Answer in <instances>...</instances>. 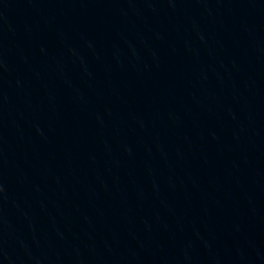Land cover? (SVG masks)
<instances>
[{"label":"water","instance_id":"obj_1","mask_svg":"<svg viewBox=\"0 0 264 264\" xmlns=\"http://www.w3.org/2000/svg\"><path fill=\"white\" fill-rule=\"evenodd\" d=\"M0 264H264V0H0Z\"/></svg>","mask_w":264,"mask_h":264}]
</instances>
